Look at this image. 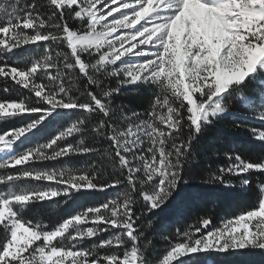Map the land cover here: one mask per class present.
<instances>
[{
    "label": "snow or ice",
    "instance_id": "6c2138e0",
    "mask_svg": "<svg viewBox=\"0 0 264 264\" xmlns=\"http://www.w3.org/2000/svg\"><path fill=\"white\" fill-rule=\"evenodd\" d=\"M141 87L153 90L143 111L115 103ZM0 91V124L12 125L0 129V264L264 253V157L231 151L212 153L225 163L209 162L205 183L234 188L235 177L254 188L251 206L216 226L202 216L161 228L158 256L146 235L209 129L229 118L264 124V0H0ZM250 131L264 143V130ZM96 192L112 195L86 199ZM55 198V222L28 215L59 207Z\"/></svg>",
    "mask_w": 264,
    "mask_h": 264
},
{
    "label": "trees",
    "instance_id": "16d2710c",
    "mask_svg": "<svg viewBox=\"0 0 264 264\" xmlns=\"http://www.w3.org/2000/svg\"><path fill=\"white\" fill-rule=\"evenodd\" d=\"M24 54H28V52ZM152 91L151 88L146 87L129 88L118 95L115 103L123 104L128 109L143 111L149 104ZM4 95L0 91V98H4ZM12 95H18V93ZM236 108L238 111H246L240 109L239 105ZM251 128L264 130V124L254 120L240 121L229 118L218 127L209 129L201 137L198 145L199 155L185 169L184 182L180 185L179 194L166 207L157 210L155 216L149 214L155 227L148 230L146 235L153 241V247L155 248V252L152 253L153 256L161 255L167 247V242L160 239L161 228L164 230V234L173 233L176 228L183 230L187 225H195L197 219L202 216L211 217L213 226H216L220 223L221 218L251 206L255 200V190L254 188L252 190L241 189L237 178H226L237 185L234 188H227L218 183H205L208 179L209 162L213 167L218 163H225L223 155L217 157L212 155L214 152L231 151L241 155L244 159L251 160L264 157V143L252 136ZM77 167H80V165H77ZM256 178V175H254L252 177L253 181ZM111 195V192H96L86 197V199L92 203H97L103 202ZM37 207L35 205L33 211L35 216L40 218L43 216L44 210L42 207L39 209ZM215 257L238 258L235 262H229L228 264H240L242 260L246 261L247 264H264V253L259 252L245 257L211 253L207 256V260L213 261Z\"/></svg>",
    "mask_w": 264,
    "mask_h": 264
},
{
    "label": "rangeland",
    "instance_id": "374dc122",
    "mask_svg": "<svg viewBox=\"0 0 264 264\" xmlns=\"http://www.w3.org/2000/svg\"><path fill=\"white\" fill-rule=\"evenodd\" d=\"M33 53L28 52V54H24V55H31ZM16 96V95H14ZM249 120H254V121H258L256 119H249ZM12 126L11 124H0V129L6 128V127H10ZM55 163V162H52ZM80 165V167H83V163L77 164ZM77 165H74L75 167H77ZM57 167H60V165H56ZM55 200L59 201V207H56L55 209H52L50 207H48V205L52 202H43L44 203V207H42V209L44 210V214L42 217H36L35 213H34V207L33 210L31 212L28 213V215L30 217L35 216L36 219H41L45 224H49L51 222H55L60 215H62V209L64 207V200L61 198H55ZM38 209L41 207L39 204L37 205ZM45 216V217H44ZM238 258L237 257H231V258H223V257H215V260H207V264H228L229 262H235Z\"/></svg>",
    "mask_w": 264,
    "mask_h": 264
}]
</instances>
